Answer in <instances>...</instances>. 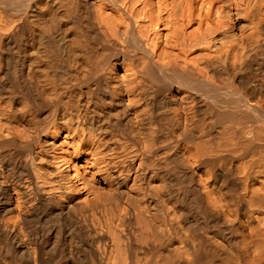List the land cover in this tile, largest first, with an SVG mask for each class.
I'll list each match as a JSON object with an SVG mask.
<instances>
[{"label":"bare ground","instance_id":"1","mask_svg":"<svg viewBox=\"0 0 264 264\" xmlns=\"http://www.w3.org/2000/svg\"><path fill=\"white\" fill-rule=\"evenodd\" d=\"M0 264H264V0H0Z\"/></svg>","mask_w":264,"mask_h":264}]
</instances>
